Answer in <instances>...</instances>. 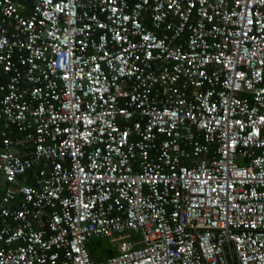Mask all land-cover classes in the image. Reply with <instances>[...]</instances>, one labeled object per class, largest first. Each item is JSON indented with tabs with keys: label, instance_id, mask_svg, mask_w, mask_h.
Wrapping results in <instances>:
<instances>
[{
	"label": "built area",
	"instance_id": "1",
	"mask_svg": "<svg viewBox=\"0 0 264 264\" xmlns=\"http://www.w3.org/2000/svg\"><path fill=\"white\" fill-rule=\"evenodd\" d=\"M0 79V264H264V0H0Z\"/></svg>",
	"mask_w": 264,
	"mask_h": 264
},
{
	"label": "trees",
	"instance_id": "2",
	"mask_svg": "<svg viewBox=\"0 0 264 264\" xmlns=\"http://www.w3.org/2000/svg\"><path fill=\"white\" fill-rule=\"evenodd\" d=\"M0 80H2V79H0ZM95 242L96 241H92L91 244H90L91 257H92L93 260L103 262L106 259H108V257H107L104 260L105 256L108 255V256L112 257V256L116 255V253H115V251L113 249H111V251L108 252L107 254L98 251V249H96V247H94L95 244H96Z\"/></svg>",
	"mask_w": 264,
	"mask_h": 264
},
{
	"label": "rangeland",
	"instance_id": "3",
	"mask_svg": "<svg viewBox=\"0 0 264 264\" xmlns=\"http://www.w3.org/2000/svg\"><path fill=\"white\" fill-rule=\"evenodd\" d=\"M96 244H95V246L94 247H96V249H98V251H100V252H102V253H105V254H107L108 252H110L111 251V249H112V246H111V244L107 241V240H104V239H99V240H96V242H95ZM110 258V256H105V258ZM107 260V259H106Z\"/></svg>",
	"mask_w": 264,
	"mask_h": 264
},
{
	"label": "crops",
	"instance_id": "4",
	"mask_svg": "<svg viewBox=\"0 0 264 264\" xmlns=\"http://www.w3.org/2000/svg\"><path fill=\"white\" fill-rule=\"evenodd\" d=\"M17 150V152L19 153V151H18V149H16ZM104 260H105V257H104ZM100 262V261H99Z\"/></svg>",
	"mask_w": 264,
	"mask_h": 264
},
{
	"label": "bare ground",
	"instance_id": "5",
	"mask_svg": "<svg viewBox=\"0 0 264 264\" xmlns=\"http://www.w3.org/2000/svg\"><path fill=\"white\" fill-rule=\"evenodd\" d=\"M109 259V258H108ZM106 261V260H105ZM104 262V261H103Z\"/></svg>",
	"mask_w": 264,
	"mask_h": 264
}]
</instances>
